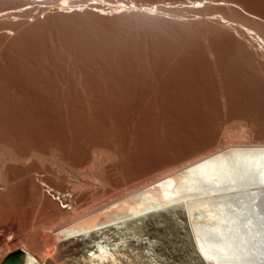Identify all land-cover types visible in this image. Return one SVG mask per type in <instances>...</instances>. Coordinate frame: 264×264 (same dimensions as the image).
I'll return each instance as SVG.
<instances>
[{
	"label": "rangeland",
	"instance_id": "rangeland-1",
	"mask_svg": "<svg viewBox=\"0 0 264 264\" xmlns=\"http://www.w3.org/2000/svg\"><path fill=\"white\" fill-rule=\"evenodd\" d=\"M70 1L0 0V152L17 159L0 162V263L24 247L45 263L63 217H113L101 212L162 168L264 143V52L244 28L264 37V0H105L155 4L152 15ZM38 174L71 191L75 211Z\"/></svg>",
	"mask_w": 264,
	"mask_h": 264
},
{
	"label": "bare ground",
	"instance_id": "bare-ground-1",
	"mask_svg": "<svg viewBox=\"0 0 264 264\" xmlns=\"http://www.w3.org/2000/svg\"><path fill=\"white\" fill-rule=\"evenodd\" d=\"M94 1V5L104 4L105 8L95 10L106 15L122 10L150 15L159 11L155 4ZM197 3L203 5L204 1L195 0L192 5ZM60 8L72 10L73 6L70 0H62ZM244 28L264 52V37L248 26ZM13 155L2 150L0 162L17 160ZM3 171L0 181L7 187L9 180ZM158 171L101 212L104 215L114 209L121 214L101 222L93 217L76 221L75 212L63 217L65 222L54 230L57 242L45 263L24 247L33 257L31 264H105L104 259L109 264L118 259L124 264H264V143L219 144ZM95 178L106 181L102 172ZM5 186H1L3 190ZM7 237L11 239L12 234ZM158 244L176 246L179 258ZM118 254H128V258L120 259Z\"/></svg>",
	"mask_w": 264,
	"mask_h": 264
},
{
	"label": "built area",
	"instance_id": "built-area-1",
	"mask_svg": "<svg viewBox=\"0 0 264 264\" xmlns=\"http://www.w3.org/2000/svg\"><path fill=\"white\" fill-rule=\"evenodd\" d=\"M36 181L41 186V189L45 196H47L51 201L57 204V206L66 212L72 211L76 204L74 194L69 191H61L52 187L45 178V175L38 174L36 176Z\"/></svg>",
	"mask_w": 264,
	"mask_h": 264
},
{
	"label": "water",
	"instance_id": "water-1",
	"mask_svg": "<svg viewBox=\"0 0 264 264\" xmlns=\"http://www.w3.org/2000/svg\"><path fill=\"white\" fill-rule=\"evenodd\" d=\"M33 257L23 249H17L4 257L0 264H31Z\"/></svg>",
	"mask_w": 264,
	"mask_h": 264
}]
</instances>
